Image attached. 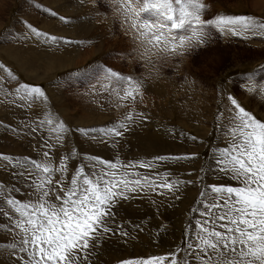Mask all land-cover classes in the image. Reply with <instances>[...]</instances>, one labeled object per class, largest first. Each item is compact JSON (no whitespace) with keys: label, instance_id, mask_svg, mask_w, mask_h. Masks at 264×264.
Wrapping results in <instances>:
<instances>
[{"label":"snow or ice","instance_id":"snow-or-ice-1","mask_svg":"<svg viewBox=\"0 0 264 264\" xmlns=\"http://www.w3.org/2000/svg\"><path fill=\"white\" fill-rule=\"evenodd\" d=\"M78 2L84 4L85 0ZM91 3L98 9L102 0ZM103 3L113 22H118L134 42L132 54L143 63L149 78L160 77L161 62L182 58L206 46L216 34L264 39V17L218 13L206 18L210 8L206 0ZM44 10L57 16L51 9ZM58 18L71 23L65 16ZM24 24L26 30L14 39L28 41L34 37L49 47L72 43L27 21ZM260 71H264V64ZM72 78L89 82L90 91L102 89L112 107L128 109L110 126L78 127L76 132L85 138L118 146L132 126L150 119L136 108L144 102V79L122 75L110 67L77 71ZM91 80L97 84H91ZM12 81H17V76L0 63L4 103L30 111L37 103L47 107L48 96L42 87L17 82L9 91L5 85ZM245 86L248 93H258L264 99V81L256 82L255 70L246 77V85H241ZM226 100L215 117L222 132L221 145L212 149L197 180L181 179L172 168L173 162L179 167L182 162L198 161V152L127 162L119 157L113 161L86 155L76 163L78 150H68L72 129L50 111L42 110V118H29L19 129H10L17 135L23 132L34 138L40 133V143L38 158L0 154V167L14 170L27 185L25 198L20 199V188L12 185L7 189L0 183V217L6 221L3 234L6 240L11 238L0 244V255L6 256V264H99L103 245L111 236L118 232L131 238L125 224L117 223L124 202L151 199L153 194L164 198L171 195L178 200L176 193L198 182L203 187L192 209L198 217L194 226L189 224L186 229L182 244L167 255L122 259L118 264H264V120L247 111L232 94ZM169 132L175 134L176 129ZM188 139L197 141L196 136ZM60 150H64L63 154H59ZM209 175L227 178L231 183H204ZM132 227L133 231H143L141 225Z\"/></svg>","mask_w":264,"mask_h":264},{"label":"rangeland","instance_id":"rangeland-1","mask_svg":"<svg viewBox=\"0 0 264 264\" xmlns=\"http://www.w3.org/2000/svg\"><path fill=\"white\" fill-rule=\"evenodd\" d=\"M206 2L210 5L206 18H212L218 13L264 17V0ZM36 4L40 7H35ZM44 9L55 11L57 16H51ZM97 12L100 15L96 16ZM59 16L69 18L71 23L61 22ZM92 16L95 18H90ZM25 21L41 31L66 37L72 43L49 47L34 37L28 41L14 39L26 30ZM133 44L120 24L113 22L112 14L103 0L98 9L92 6L91 0H85L84 4H80L78 0H0V63L17 76V81H12L5 87L11 91L17 86V82L27 83L42 87L48 96L46 108L37 103L30 111L4 103L3 91H0V154L38 158L40 133H36L34 138L23 132L17 135L10 129H19L29 118H39L40 115H34L36 110L38 113L50 111L72 129L68 150H78L76 163H80V158L86 155L113 161L119 157L127 162L145 160L148 157L152 159L160 155L198 152V161L182 162V166L178 168L173 162L172 168L174 174L181 176V179L197 180L201 175L199 169L210 160L212 149L221 145L222 132L217 127L215 117L220 114L223 104L227 103L228 94L237 98L258 119L264 120V99L258 93H248L246 86L241 87L246 85V77L253 70L256 82L264 81V71H260V66L264 64V39L224 38L216 34L206 46L193 49L182 58L161 62L159 78L148 77L143 63L132 54ZM52 62L55 63L51 64ZM97 67H110L122 75L144 79V92L147 96H144V102L137 104L136 108L150 116L149 120L132 126L120 138L118 146L102 144L107 146L106 154L92 152L91 147L99 143L91 137L85 138L76 129L108 126L128 109L112 107L107 93L99 87L90 91L89 82L70 79L74 72H92ZM90 83L97 84V81L91 80ZM172 128L176 129V134L184 133L183 138L196 136L197 141L193 143L187 139L190 146L179 150L155 152L154 147H151L145 153L141 148L142 144L138 141L141 133H158ZM191 143L198 144L199 148L192 149ZM150 144L148 141L143 145L149 148ZM63 152L64 150H60L59 154ZM56 162L58 163V159ZM189 172L194 175H187ZM213 182L231 183L227 178L214 175H209L204 181L209 184ZM0 183L7 189L15 185L21 189L18 198H25L27 185L17 178L14 170L0 167ZM194 186V195L185 186L181 193H176L180 196L178 200L171 195L164 198L153 194L151 199L124 202L119 208L117 223L125 224L131 238L120 236L118 232L111 236L103 245L99 264H118L122 259L167 255L175 251L184 241L189 224L194 226L198 217V213L192 209L197 206L196 201L203 184L198 182ZM189 194L192 197L186 201ZM180 211L183 212L179 213ZM5 222L0 217V244L11 239L7 237L6 240L3 234L2 226ZM133 225H141L143 231H133ZM114 237L119 238L116 241L119 246L112 242ZM0 264H6L5 255H0Z\"/></svg>","mask_w":264,"mask_h":264},{"label":"bare ground","instance_id":"bare-ground-1","mask_svg":"<svg viewBox=\"0 0 264 264\" xmlns=\"http://www.w3.org/2000/svg\"><path fill=\"white\" fill-rule=\"evenodd\" d=\"M99 49V48H98ZM100 50V49H99ZM67 51V50H66ZM77 54H79V53H77ZM75 55V54H74ZM73 56V55H72ZM71 56V57H72ZM67 57V56H66ZM65 59V58H64ZM68 59V58H67ZM71 59V58H70ZM76 59V58H75ZM60 61V60H59ZM75 62H77V61H75ZM53 63H55V62H52L51 64H53ZM50 64V65H51ZM71 64V63H70ZM147 84V83H146ZM155 84V83H154ZM149 85V84H148ZM156 85V84H155ZM150 87V86H149ZM160 91V90H159ZM145 97L147 96V95H144ZM150 96V95H149ZM40 115L39 116V118H42L43 117V112L42 113H38L37 112V110L34 112V115ZM35 116V117H36ZM37 118V117H36ZM102 119V118H101ZM113 121V120H112ZM111 122V121H110ZM91 125V124H90ZM107 125V124H106ZM108 126H110V125H108ZM136 127V126H135ZM87 128H90V126H88ZM153 130V129H152ZM1 131V130H0ZM2 134H1V132H0V136H1ZM4 136V135H3ZM77 139V141H79L80 139L79 138H76ZM79 139V140H78ZM188 137L186 138H183L181 135H179V134H172L171 132H169V130H167V131H164V132H162L161 130H160V132H158V133H156V132H153V131H151V132H149V133H147V132H145L144 134L143 133H141L140 134V136H139V138H138V141L142 144L141 145V148L144 150V152L146 153V152H148V151H150V149H151V147H154V149L156 150L155 152H160V151H163V150H165V149H175V150H179V149H182V148H185V147H187L188 145H189V143L190 142H188ZM70 140H72V139H70ZM85 140V139H84ZM148 141H150L151 142V144H150V147L149 148H147V147H145L143 144L144 143H147ZM80 142V141H79ZM89 142V141H88ZM191 144H193V143H191ZM1 145V144H0ZM190 146V145H189ZM192 149H197V148H199L198 147V144H193V146L191 147ZM90 151V150H89ZM91 151L93 152L94 151V153H99V154H101V153H104V154H106L105 152H107L108 150H107V146H103L101 143H99V144H96V145H94V146H92L91 147ZM154 154H156V153H154ZM145 155V154H144ZM146 156H148V155H146ZM116 159H117V157H116ZM115 159V160H116ZM148 159H151V158H146L145 160H148ZM178 168V167H177ZM184 169V168H183ZM179 171V170H178ZM181 172V171H180ZM179 172V173H180ZM181 177V176H180ZM186 178V177H185ZM191 179V178H190ZM190 179H186V180H190ZM195 185V184H194ZM194 185H187L188 186V188H187V191H190L193 195L195 194L194 193V191L196 190L195 189V186ZM185 187V186H184ZM183 191V190H182ZM184 191H186V190H184ZM196 192V191H195ZM23 193V192H22ZM181 193V192H180ZM179 193V194H180ZM18 195V194H17ZM186 197V196H185ZM192 197V195L191 194H189L188 195V197L185 199L186 201H189V199ZM171 200H172V197H169ZM175 198V197H174ZM170 201V200H169ZM176 201V200H175ZM170 204V203H169ZM186 206L187 205H185L184 206V208L186 209ZM155 207H157V205L155 206ZM151 209V208H150ZM140 210H142V208L140 209ZM142 211H144V210H142ZM141 211V212H142ZM165 211H163V213H164ZM183 211H180L179 213H182ZM151 213H152V211H151ZM158 213V212H157ZM162 213V212H161ZM157 227V226H156ZM164 227V226H163ZM136 234V233H135ZM139 234V233H138ZM133 236V235H132ZM137 236H139V235H137ZM113 239V238H112ZM119 238H117V237H114V240L112 241L116 246H119V244L116 242L117 240H118ZM132 246V245H131ZM127 252V251H126ZM125 254H123V256H124ZM101 257V256H100ZM102 258V257H101ZM100 259V258H99Z\"/></svg>","mask_w":264,"mask_h":264}]
</instances>
